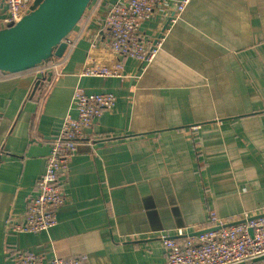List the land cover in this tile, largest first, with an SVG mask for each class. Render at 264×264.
Returning <instances> with one entry per match:
<instances>
[{
	"label": "crops",
	"instance_id": "obj_1",
	"mask_svg": "<svg viewBox=\"0 0 264 264\" xmlns=\"http://www.w3.org/2000/svg\"><path fill=\"white\" fill-rule=\"evenodd\" d=\"M115 1L91 0L56 71L0 73V264L14 249L43 254L44 264H164L161 235L264 212V0H188L145 69L126 58L124 80L82 76L90 63L117 59L102 26ZM177 2L141 31L157 38ZM4 9L0 0V29ZM75 88L115 102L69 161L57 224L10 233L61 120L76 116Z\"/></svg>",
	"mask_w": 264,
	"mask_h": 264
},
{
	"label": "built area",
	"instance_id": "obj_2",
	"mask_svg": "<svg viewBox=\"0 0 264 264\" xmlns=\"http://www.w3.org/2000/svg\"><path fill=\"white\" fill-rule=\"evenodd\" d=\"M34 0H4L3 28L19 21L29 10ZM171 0H116L104 10L102 22L106 34V46L117 59L107 65L90 63L81 72L85 77L118 78L124 80L123 60L137 62L139 70L146 68L158 54L161 42L170 23H174L188 0H178L175 17L169 18L155 39L149 37L141 26L157 13L166 10ZM92 40L90 47L95 48ZM54 59L39 67L41 74L56 71ZM115 102L111 93L86 94L75 88L71 106L74 118L64 117L58 133L49 143L44 171L35 183L33 195L28 198L23 221L6 223L10 233H39L48 231L57 224V211L64 205L63 182L70 159L78 144L86 138V131L99 118L103 110ZM210 231L178 238L161 235L165 248L164 264H252L264 262V212L244 214L234 225L210 217ZM213 228H217L211 231ZM8 264H44L43 254L20 249L7 252ZM48 264H84L83 258H52Z\"/></svg>",
	"mask_w": 264,
	"mask_h": 264
},
{
	"label": "water",
	"instance_id": "obj_3",
	"mask_svg": "<svg viewBox=\"0 0 264 264\" xmlns=\"http://www.w3.org/2000/svg\"><path fill=\"white\" fill-rule=\"evenodd\" d=\"M90 2L34 0L30 10L19 21L0 29V73L17 74L39 68L54 58H61L70 43L68 35ZM231 225L234 223L226 226ZM208 231L206 229L189 236Z\"/></svg>",
	"mask_w": 264,
	"mask_h": 264
},
{
	"label": "rangeland",
	"instance_id": "obj_4",
	"mask_svg": "<svg viewBox=\"0 0 264 264\" xmlns=\"http://www.w3.org/2000/svg\"><path fill=\"white\" fill-rule=\"evenodd\" d=\"M255 264V263H254Z\"/></svg>",
	"mask_w": 264,
	"mask_h": 264
},
{
	"label": "trees",
	"instance_id": "obj_5",
	"mask_svg": "<svg viewBox=\"0 0 264 264\" xmlns=\"http://www.w3.org/2000/svg\"><path fill=\"white\" fill-rule=\"evenodd\" d=\"M55 59V58H54Z\"/></svg>",
	"mask_w": 264,
	"mask_h": 264
}]
</instances>
